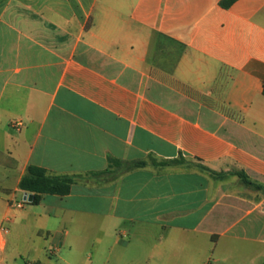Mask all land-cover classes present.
I'll return each instance as SVG.
<instances>
[{"label": "crops", "instance_id": "0c3cea01", "mask_svg": "<svg viewBox=\"0 0 264 264\" xmlns=\"http://www.w3.org/2000/svg\"><path fill=\"white\" fill-rule=\"evenodd\" d=\"M222 1L0 0V224L34 165L75 262L264 264V0Z\"/></svg>", "mask_w": 264, "mask_h": 264}, {"label": "rangeland", "instance_id": "374dc122", "mask_svg": "<svg viewBox=\"0 0 264 264\" xmlns=\"http://www.w3.org/2000/svg\"><path fill=\"white\" fill-rule=\"evenodd\" d=\"M178 49V47L175 48V52H178ZM125 167L117 166L114 172L122 171ZM0 200L2 199L0 198ZM4 208V206L0 208V221L3 217ZM25 208L31 210L33 207L27 203ZM32 223L35 224H22L20 208H13L11 219L6 221L9 233L6 236L7 245L2 253L0 264H24L27 261H37L39 264H80V262H75L77 260L72 259V254L66 248H61L58 253H55L53 248L56 245L50 242L52 235L47 232L44 226L45 221L34 220Z\"/></svg>", "mask_w": 264, "mask_h": 264}, {"label": "trees", "instance_id": "16d2710c", "mask_svg": "<svg viewBox=\"0 0 264 264\" xmlns=\"http://www.w3.org/2000/svg\"><path fill=\"white\" fill-rule=\"evenodd\" d=\"M236 0H224L222 6L229 7ZM264 93V89H263ZM184 160V159H183ZM179 159L168 160L161 163V165H173L186 162ZM117 166L121 167V162H114ZM145 162H139L135 166L145 165ZM132 165L126 166V169H130ZM236 174L241 178L242 182L247 186L259 187L252 182L247 174L243 171H238ZM220 177L219 174H215ZM75 183V179L71 176H58L50 175L44 168L30 165L28 167L27 174L22 178L19 188L25 192L32 194V204H38L44 195H59L66 196L70 194L72 185Z\"/></svg>", "mask_w": 264, "mask_h": 264}, {"label": "built area", "instance_id": "2783aa9c", "mask_svg": "<svg viewBox=\"0 0 264 264\" xmlns=\"http://www.w3.org/2000/svg\"><path fill=\"white\" fill-rule=\"evenodd\" d=\"M21 124H22L21 122H17L16 123L17 126H20ZM27 203H29V200H28L27 197L24 200H21V201H18V200H12L11 201V205L14 206L15 208H23ZM6 221H8V220H4L0 224V248L3 247L4 238L9 233V229H8V227L6 225ZM27 264H38V262L29 261Z\"/></svg>", "mask_w": 264, "mask_h": 264}, {"label": "water", "instance_id": "95a60500", "mask_svg": "<svg viewBox=\"0 0 264 264\" xmlns=\"http://www.w3.org/2000/svg\"><path fill=\"white\" fill-rule=\"evenodd\" d=\"M29 202H32V194H30L28 197Z\"/></svg>", "mask_w": 264, "mask_h": 264}]
</instances>
